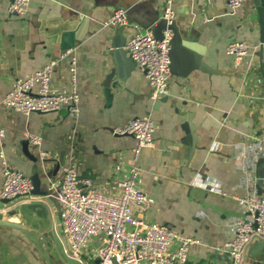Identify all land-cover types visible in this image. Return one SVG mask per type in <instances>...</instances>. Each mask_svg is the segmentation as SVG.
<instances>
[{
    "label": "crops",
    "instance_id": "0c3cea01",
    "mask_svg": "<svg viewBox=\"0 0 264 264\" xmlns=\"http://www.w3.org/2000/svg\"><path fill=\"white\" fill-rule=\"evenodd\" d=\"M11 1L0 0V130L5 131L0 152L31 178L39 172L41 192L7 203L0 219L21 226L0 225V264H70L59 204L47 179L59 176L61 167L53 173L56 166L73 155L82 160L83 174L102 175L105 185L108 170L130 162L134 144L131 136H115L113 129L147 114L155 122L154 145L142 150L138 165L140 186L154 202L145 215L199 239L190 259L205 264L216 247L232 239L229 219L245 216L235 198L244 189L234 155L252 126L264 132V93L256 88L264 59V7L249 0L232 16L226 0H174L170 91L154 100L138 67L126 82L108 77L114 67L112 40L120 27L105 21L115 9L127 10L128 40L138 29L156 25L165 0H30L23 15L8 13ZM234 40L258 45L243 68L226 53ZM68 48L77 58L79 116L65 109L25 115L4 105L13 79L33 74ZM251 61L257 66L251 67ZM67 75L69 60L64 59L53 83L66 86ZM26 132L42 137L40 146L29 142L36 161L23 151ZM40 150L59 156L44 162ZM198 174L219 181L226 194L194 184ZM2 183L0 157V188ZM258 185L264 193V180ZM51 245L56 253L45 248ZM239 264H264V239H255Z\"/></svg>",
    "mask_w": 264,
    "mask_h": 264
},
{
    "label": "built area",
    "instance_id": "2783aa9c",
    "mask_svg": "<svg viewBox=\"0 0 264 264\" xmlns=\"http://www.w3.org/2000/svg\"><path fill=\"white\" fill-rule=\"evenodd\" d=\"M29 1L12 0L8 13L25 14ZM226 1L232 16H237L249 2ZM175 16L174 0H165L161 18L167 20V26L162 31V38H157L149 26L144 30L138 29L125 46L152 86L151 98L154 100L170 91V50L174 32L169 25ZM128 23L127 10L122 8L113 10L105 21L108 27H125ZM257 49L258 45L246 40H234L227 45L226 53L233 58L236 67L243 68ZM64 59L69 60V75L64 82L66 86H58L53 83V73ZM251 63V67L257 66L253 61ZM256 88L260 90L258 85ZM79 102L77 58L73 48L50 57L33 74L13 79L3 100L7 108L25 115L65 109L74 117L79 116ZM154 131L155 122L151 114L135 117L113 129L115 136H131L134 144L130 162L127 165L118 163L108 170L105 185L102 184V175L83 174L82 160L73 155L60 166L59 176L47 179L59 204L60 227L65 240L62 243L68 257L82 264H192L190 250L201 241L145 215L154 199L140 186L142 171L138 160L145 147L154 145ZM4 136L2 129L0 138ZM26 138L35 147L42 143V137L35 133L26 132ZM39 155L43 160L59 156L44 150H40ZM263 156L264 132L254 125L244 133L234 155L242 171L240 186L244 189V194L235 198L245 216L229 219L233 237L215 248V252L225 254L234 264L241 262L255 239H264V193H259L258 188V181L264 180V176L257 174L258 161ZM0 157L3 176L0 208L5 210L8 204L3 200L13 202L29 196L34 185L30 176L6 160L3 151ZM194 184L210 192L226 194L219 181L204 179L201 174L195 177Z\"/></svg>",
    "mask_w": 264,
    "mask_h": 264
},
{
    "label": "water",
    "instance_id": "95a60500",
    "mask_svg": "<svg viewBox=\"0 0 264 264\" xmlns=\"http://www.w3.org/2000/svg\"><path fill=\"white\" fill-rule=\"evenodd\" d=\"M256 2H259V6H263L264 7V3L262 4V0H256ZM258 13L259 16L262 17V12L261 9H258ZM167 26V20L161 18L156 25L152 26V30L154 35L157 38H162V31L164 28H166ZM174 32V37L177 34V29H176V18L173 20V22L169 25ZM124 30L125 27L122 26L118 29H116L115 33H114V38H113V62H114V67L111 69V73L108 75V77L110 79L112 78H116L117 82H119L118 80L121 81H127L129 80L135 73L136 69H137V65L136 62L132 59V57L130 56L128 50L125 48L126 43H127V37L124 34ZM116 36H119V40L116 39ZM174 37H173V41H174ZM172 41V43H173ZM259 86L260 89L263 91L264 93V59L261 58V62L259 64ZM167 97H165L166 99ZM23 151L24 153L32 160H38V157L35 155V153H33L29 147V140H25L23 141ZM45 162V160H42ZM264 163V157H261L258 161V168H257V174L260 175V167L261 165ZM60 165L58 164L54 170L53 173H55L58 169H59ZM44 169V167H43ZM46 172V171H45ZM33 180V191L32 192H36V193H40V184H41V177H40V173L37 172L33 175L32 177ZM258 188L259 185H258ZM259 193H261L259 191ZM4 203H8L10 202V200H3ZM0 225H10V226H14V227H20V224L14 223V222H10V221H6L5 219H0ZM228 263L230 262L229 258L225 255V254H221L218 252H214L212 254H210L207 257L206 263L205 264H221L222 262Z\"/></svg>",
    "mask_w": 264,
    "mask_h": 264
},
{
    "label": "rangeland",
    "instance_id": "374dc122",
    "mask_svg": "<svg viewBox=\"0 0 264 264\" xmlns=\"http://www.w3.org/2000/svg\"><path fill=\"white\" fill-rule=\"evenodd\" d=\"M263 174H264V168L262 167L261 168V177L263 176ZM0 207H2V206H0ZM6 208H8L7 206H6ZM6 208H5V210H4V208H0V217H4V214H5V211H6ZM53 245H51V247H49V246H45V248L47 249V250H49V251H52V252H55L56 253V249H55V247L53 246ZM190 255V254H189ZM66 258V257H65ZM70 258V257H69ZM66 259H68V258H66ZM72 259V258H71ZM71 259H68L69 260V263L70 264H82V263H80V262H78V261H76V260H71ZM190 262H191V259H190Z\"/></svg>",
    "mask_w": 264,
    "mask_h": 264
}]
</instances>
